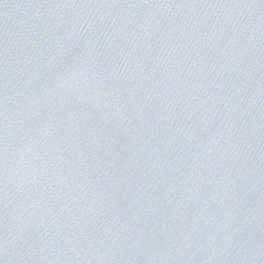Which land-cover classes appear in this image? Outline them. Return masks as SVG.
Segmentation results:
<instances>
[{"label":"water","instance_id":"water-1","mask_svg":"<svg viewBox=\"0 0 264 264\" xmlns=\"http://www.w3.org/2000/svg\"><path fill=\"white\" fill-rule=\"evenodd\" d=\"M0 264H264V0H0Z\"/></svg>","mask_w":264,"mask_h":264}]
</instances>
